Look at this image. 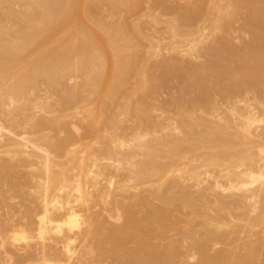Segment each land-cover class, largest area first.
<instances>
[{
    "label": "bare ground",
    "instance_id": "6f19581e",
    "mask_svg": "<svg viewBox=\"0 0 264 264\" xmlns=\"http://www.w3.org/2000/svg\"><path fill=\"white\" fill-rule=\"evenodd\" d=\"M0 264H264V0H0Z\"/></svg>",
    "mask_w": 264,
    "mask_h": 264
}]
</instances>
